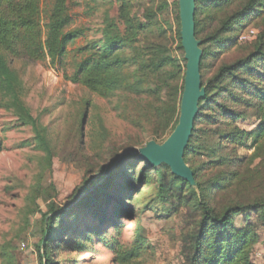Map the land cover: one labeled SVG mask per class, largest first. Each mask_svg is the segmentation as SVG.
I'll return each mask as SVG.
<instances>
[{"label": "trees", "instance_id": "1", "mask_svg": "<svg viewBox=\"0 0 264 264\" xmlns=\"http://www.w3.org/2000/svg\"><path fill=\"white\" fill-rule=\"evenodd\" d=\"M84 1L88 14L107 2L113 5L110 0ZM117 2L118 17L105 12L101 37L76 49L70 74V48L87 34L73 28L72 7L81 6L80 0H52L45 10L43 0H0V106L15 109L24 124L34 125L11 62H49L66 81L116 100L119 117L150 129L149 136L161 139L173 132L179 123L187 64L179 4L173 3L181 59L172 55L168 31L159 21V14L170 8L167 1L139 17L132 0ZM196 5L206 94L184 159L197 187L174 176L167 165L153 166L122 152L110 172L80 192L73 206L50 208L43 220L38 264H63V249L79 252L95 238L108 240V234L120 230L119 220L135 215L133 202L136 209L147 205L141 200L148 191V204L164 206L169 216L183 207L193 213L184 264H252L260 240L258 226L264 225V28L259 23L264 20V0H196ZM254 24L263 29L258 39L241 46L242 33ZM236 48L245 50L230 62L221 61ZM38 138L47 148L44 137ZM241 150L252 153L242 157ZM169 203L178 208L168 209ZM239 217L242 227L237 226ZM141 231L137 229L128 246L106 242L119 264H131L149 249Z\"/></svg>", "mask_w": 264, "mask_h": 264}, {"label": "rangeland", "instance_id": "2", "mask_svg": "<svg viewBox=\"0 0 264 264\" xmlns=\"http://www.w3.org/2000/svg\"><path fill=\"white\" fill-rule=\"evenodd\" d=\"M51 1L43 0L44 10L50 7ZM111 1L113 5L107 2L90 14L84 0H80L81 6L72 7L73 28L87 30V34L70 48L68 73L73 72L74 57L78 56L76 49L101 37L99 29L104 25L105 12L109 11L112 18L118 17L119 3ZM164 1L170 8L159 14V21L168 31L172 55L181 59L177 10L173 6L179 0H132L133 13L139 17L146 9L155 10ZM263 22L259 23L264 28ZM251 28L259 34L263 30L255 24ZM244 50L233 49L221 61L230 62ZM11 67L22 81L21 101L34 125L24 124L15 109L0 106V264H38L43 220L52 206L70 208L80 199V192L91 186L99 175L110 172L119 154L136 152L150 141L162 144L172 132L161 139L149 136L150 129H141L119 117L114 108L116 100L102 99L66 81L62 72L49 62L14 61ZM38 134L47 141V148L39 141ZM251 153L240 151L242 157ZM135 184L138 185L137 180ZM149 199L150 191L141 200L147 205L136 209L137 203L133 202L135 215L131 220H119L120 230L108 234V240L99 242L95 238L92 244H83L87 249L79 252L63 249V264H119L106 242L112 246H128L137 229L142 230L149 249L131 264H184L186 241L193 231V213L183 207L169 216L163 212L164 206L148 204ZM167 208L178 207L176 203H169ZM237 226H243L241 217L237 219ZM258 233L260 240L254 248L252 264H264V225L258 226Z\"/></svg>", "mask_w": 264, "mask_h": 264}, {"label": "water", "instance_id": "3", "mask_svg": "<svg viewBox=\"0 0 264 264\" xmlns=\"http://www.w3.org/2000/svg\"><path fill=\"white\" fill-rule=\"evenodd\" d=\"M178 4L182 48L187 63L179 123L164 143L150 141L140 150L130 152V155L138 156L153 166L167 165L174 176L197 187L193 171L186 164L184 155L193 134L200 102L206 94L201 76L203 50L201 41L196 37V0H179Z\"/></svg>", "mask_w": 264, "mask_h": 264}, {"label": "built area", "instance_id": "4", "mask_svg": "<svg viewBox=\"0 0 264 264\" xmlns=\"http://www.w3.org/2000/svg\"><path fill=\"white\" fill-rule=\"evenodd\" d=\"M259 35V32L256 29H249L240 37L241 44H249L254 42Z\"/></svg>", "mask_w": 264, "mask_h": 264}]
</instances>
